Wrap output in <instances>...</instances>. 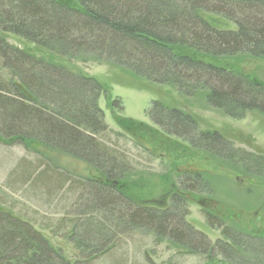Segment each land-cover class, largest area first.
Listing matches in <instances>:
<instances>
[{"label": "trees", "instance_id": "obj_1", "mask_svg": "<svg viewBox=\"0 0 264 264\" xmlns=\"http://www.w3.org/2000/svg\"><path fill=\"white\" fill-rule=\"evenodd\" d=\"M216 18L235 29H220ZM85 57L114 64L131 79L168 85L182 97L203 94L209 108L231 119L264 114V84L227 65L239 57L264 58V0H0V141L37 144L99 175L79 178L46 161L23 168L20 182L49 197L62 191L73 199L57 228L80 257L70 262L30 222L0 207V264H94L139 230L184 255L203 257L204 264H238L239 250L251 252L243 264H264V234L254 227L242 231L205 213L208 231L220 232L211 241L186 221L195 183L204 186L201 174L187 172L162 201L134 195L124 177L127 158L107 143L100 96L119 127H145L116 116L121 103L108 86L70 66ZM82 89L92 100L78 94ZM156 111L175 136L197 127L182 110L153 102L147 115ZM196 143L206 151L228 145L214 131L198 132ZM235 152L264 170L263 159Z\"/></svg>", "mask_w": 264, "mask_h": 264}, {"label": "rangeland", "instance_id": "obj_2", "mask_svg": "<svg viewBox=\"0 0 264 264\" xmlns=\"http://www.w3.org/2000/svg\"><path fill=\"white\" fill-rule=\"evenodd\" d=\"M216 19L221 22L218 25L220 29H235L231 23ZM6 42L17 49L23 48L13 38H6ZM85 58L84 62L70 63V66L108 86L112 99L117 98L121 103V108L114 110L116 116L141 123L146 128L119 127L106 108L103 96H100L98 105L109 129L107 143L127 158L129 170H125L124 177L136 197L147 203L162 201L171 187H177L180 180L186 177L187 172L201 174L204 186L198 187L195 183L196 192L189 196L188 223L206 231L211 241L220 239V232L208 231L205 213H216L227 226L246 232L254 227L258 233L264 234V170L258 172L255 165L245 163L240 155L234 154L237 153L235 151H242L264 160V114L249 111L240 119H231L209 108L203 94L182 97L168 85L131 79L114 64L94 57ZM227 65L264 84V58L239 57ZM78 91L81 97L92 100L90 90ZM153 102L184 111L197 127H188L189 131L183 137L173 135L163 112L147 115ZM158 122L161 125H156ZM201 131L219 133L228 145L214 147L213 151L204 150L196 143ZM246 158L249 159L248 156ZM45 161L79 178L99 177L82 162L37 144L21 147L0 141V207L30 222L54 247L63 251L67 260L74 262L80 257L79 251L62 237L65 231L57 228L66 211L64 206L68 207L73 199L62 191L49 197L39 188L18 179L23 168L35 167L34 164ZM128 238L121 237L123 245L99 257L94 264L205 263L203 257L184 255L167 241L156 243L145 230L136 231ZM241 238L246 241L245 235ZM250 253L239 250L237 263L243 264L241 259L250 261ZM219 264L233 263L224 259Z\"/></svg>", "mask_w": 264, "mask_h": 264}]
</instances>
